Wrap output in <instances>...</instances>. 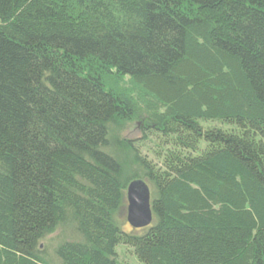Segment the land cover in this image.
<instances>
[{
  "label": "trees",
  "instance_id": "obj_1",
  "mask_svg": "<svg viewBox=\"0 0 264 264\" xmlns=\"http://www.w3.org/2000/svg\"><path fill=\"white\" fill-rule=\"evenodd\" d=\"M137 118L141 173L110 149ZM137 179L153 219L123 232ZM119 247L264 264V0H0V264H129Z\"/></svg>",
  "mask_w": 264,
  "mask_h": 264
},
{
  "label": "rangeland",
  "instance_id": "obj_2",
  "mask_svg": "<svg viewBox=\"0 0 264 264\" xmlns=\"http://www.w3.org/2000/svg\"><path fill=\"white\" fill-rule=\"evenodd\" d=\"M145 132H147V130L144 129L143 121L140 118H137L134 121L122 123L120 126L118 125L110 131V135H112L110 138L111 141L114 140V138H117L120 142V145H113L114 147L111 146L110 149L114 156L123 164L122 167L127 169L126 171L132 169L141 173L137 165H134L133 163L131 165L129 153L130 148L128 144L131 142L137 144L138 148L144 152L145 149L150 146V140L152 139L150 133L146 138H143ZM148 137L151 138L149 139ZM114 220L121 231L128 232L132 230L126 221V198H124L123 205L114 213ZM66 237L67 234L64 233V229L59 227L54 233L44 238L40 245L44 248L46 259H52L54 248ZM118 254L119 258L124 259L129 264H137L135 259L131 256L130 252L125 249V247H119Z\"/></svg>",
  "mask_w": 264,
  "mask_h": 264
},
{
  "label": "water",
  "instance_id": "obj_3",
  "mask_svg": "<svg viewBox=\"0 0 264 264\" xmlns=\"http://www.w3.org/2000/svg\"><path fill=\"white\" fill-rule=\"evenodd\" d=\"M126 221L131 228H144L152 222L150 190L142 179L129 182L125 189Z\"/></svg>",
  "mask_w": 264,
  "mask_h": 264
}]
</instances>
